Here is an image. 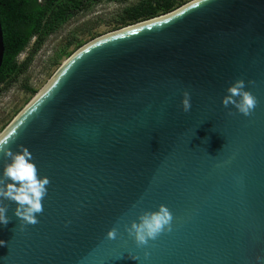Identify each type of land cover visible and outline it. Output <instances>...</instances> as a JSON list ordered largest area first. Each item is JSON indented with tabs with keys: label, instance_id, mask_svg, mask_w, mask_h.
Segmentation results:
<instances>
[{
	"label": "water",
	"instance_id": "95a60500",
	"mask_svg": "<svg viewBox=\"0 0 264 264\" xmlns=\"http://www.w3.org/2000/svg\"><path fill=\"white\" fill-rule=\"evenodd\" d=\"M4 53L0 20V69ZM238 79L254 81L250 116L222 104ZM4 139L13 152L27 149L50 184L35 225L3 201L0 264H257L264 0H193L88 42ZM6 162L0 155V172ZM160 205L173 214L171 232L138 246L125 225Z\"/></svg>",
	"mask_w": 264,
	"mask_h": 264
},
{
	"label": "trees",
	"instance_id": "16d2710c",
	"mask_svg": "<svg viewBox=\"0 0 264 264\" xmlns=\"http://www.w3.org/2000/svg\"><path fill=\"white\" fill-rule=\"evenodd\" d=\"M191 0H0L5 53L0 69V86L7 89L25 73L38 52L52 36L59 33L76 17L86 14L104 3L124 5L113 21L109 32L160 17L175 11ZM86 28L88 41L70 32L66 45L58 47L50 57L51 68H59L62 61L88 42L103 35ZM73 46V49H70ZM30 48L23 61L19 57ZM33 97L38 91L29 85L23 87ZM3 90V89H2Z\"/></svg>",
	"mask_w": 264,
	"mask_h": 264
},
{
	"label": "clouds",
	"instance_id": "9594fccd",
	"mask_svg": "<svg viewBox=\"0 0 264 264\" xmlns=\"http://www.w3.org/2000/svg\"><path fill=\"white\" fill-rule=\"evenodd\" d=\"M243 79L231 83L226 89V95L222 99L225 108L233 106L244 116H250L258 104L253 93L248 90V85ZM183 110L189 112L192 108L191 96L184 93L181 101ZM8 139L0 141V155L6 158V163L0 172V225L9 223L8 207L3 201H11L16 204L14 215L24 224L35 225L38 223V214L44 210L43 200L48 193L50 180L48 177L39 175L38 167L33 162L31 153L27 149L13 152L7 148ZM173 214L166 205H160L157 210H148L140 214L136 220L125 225L128 234L134 237L138 246H147L150 241H155L162 233L171 232ZM118 229L108 231L109 239L117 237ZM4 241H0L3 245ZM149 253H145V257ZM257 264H264V257L256 258Z\"/></svg>",
	"mask_w": 264,
	"mask_h": 264
},
{
	"label": "rangeland",
	"instance_id": "374dc122",
	"mask_svg": "<svg viewBox=\"0 0 264 264\" xmlns=\"http://www.w3.org/2000/svg\"><path fill=\"white\" fill-rule=\"evenodd\" d=\"M123 7L124 5L117 3H104L94 7L93 10L86 14L76 17L59 33L49 38L44 47L35 56L28 70L16 82L5 90L3 86H0V135L35 97L25 91L23 87L29 85L40 92L60 68L55 70L51 68L50 57L58 47L67 44L70 32L73 31L76 36L86 41L91 37L90 35L82 36L86 28L95 27L92 33L108 34L113 21L121 13ZM70 49H73V46ZM29 52L30 48L19 57V61L27 58ZM68 58L63 60L62 64Z\"/></svg>",
	"mask_w": 264,
	"mask_h": 264
}]
</instances>
